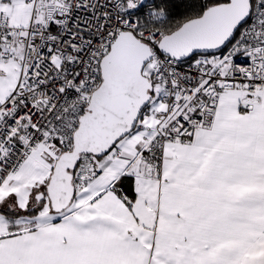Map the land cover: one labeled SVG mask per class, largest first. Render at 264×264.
I'll return each mask as SVG.
<instances>
[{
  "label": "snow or ice",
  "instance_id": "snow-or-ice-1",
  "mask_svg": "<svg viewBox=\"0 0 264 264\" xmlns=\"http://www.w3.org/2000/svg\"><path fill=\"white\" fill-rule=\"evenodd\" d=\"M0 264H264V0H0Z\"/></svg>",
  "mask_w": 264,
  "mask_h": 264
}]
</instances>
